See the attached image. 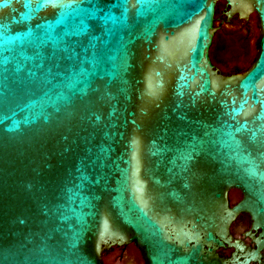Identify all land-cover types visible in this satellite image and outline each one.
Returning <instances> with one entry per match:
<instances>
[{
    "label": "water",
    "instance_id": "1",
    "mask_svg": "<svg viewBox=\"0 0 264 264\" xmlns=\"http://www.w3.org/2000/svg\"><path fill=\"white\" fill-rule=\"evenodd\" d=\"M222 1L257 18L230 76ZM241 213L264 250V0H0V264H206Z\"/></svg>",
    "mask_w": 264,
    "mask_h": 264
},
{
    "label": "flooded vegetation",
    "instance_id": "2",
    "mask_svg": "<svg viewBox=\"0 0 264 264\" xmlns=\"http://www.w3.org/2000/svg\"><path fill=\"white\" fill-rule=\"evenodd\" d=\"M221 3L220 6L217 3L215 8L214 27L217 28L215 35H230L239 42L240 48L242 49L244 48V45H249L256 36L258 30L256 15L255 13H249L247 18H242L236 13L227 20L225 13L229 10V7L225 2L222 1ZM211 62L214 65V68L224 76H230L242 72L239 68H234L229 72H223L214 64L212 59ZM241 198V193L238 190H230L228 192L229 208L237 204ZM259 233V230L252 229V221L248 214H239L230 223L227 233L223 238L215 236L220 242V245L209 243L203 247L204 255L207 254V251L209 250V254L215 257L218 261L203 262L206 264H215V262H217V264H264V250L258 249L256 244V239L258 238ZM125 247L127 246L117 247L112 245L109 249L104 251L103 258L106 252L115 249L124 251ZM103 263L105 264V261H103Z\"/></svg>",
    "mask_w": 264,
    "mask_h": 264
},
{
    "label": "rangeland",
    "instance_id": "3",
    "mask_svg": "<svg viewBox=\"0 0 264 264\" xmlns=\"http://www.w3.org/2000/svg\"><path fill=\"white\" fill-rule=\"evenodd\" d=\"M218 4L220 6L222 3L218 2ZM229 36L215 35L210 49V57L223 72H229L234 68L244 71L249 67L255 56L258 30L254 40L249 45H244L242 49L239 42ZM103 261H105V264H143L138 251L132 245L125 247L124 251L115 249L106 252Z\"/></svg>",
    "mask_w": 264,
    "mask_h": 264
}]
</instances>
